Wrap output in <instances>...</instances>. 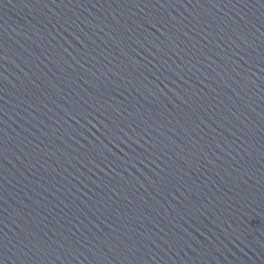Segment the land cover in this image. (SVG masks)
<instances>
[{"label": "water", "instance_id": "95a60500", "mask_svg": "<svg viewBox=\"0 0 264 264\" xmlns=\"http://www.w3.org/2000/svg\"><path fill=\"white\" fill-rule=\"evenodd\" d=\"M0 264H264V0H0Z\"/></svg>", "mask_w": 264, "mask_h": 264}]
</instances>
